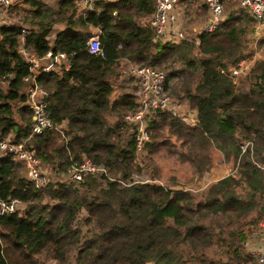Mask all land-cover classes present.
Returning <instances> with one entry per match:
<instances>
[{
	"label": "trees",
	"instance_id": "1",
	"mask_svg": "<svg viewBox=\"0 0 264 264\" xmlns=\"http://www.w3.org/2000/svg\"><path fill=\"white\" fill-rule=\"evenodd\" d=\"M17 8L30 27L22 39L20 23L0 26V141H25L57 171L87 158L105 174L35 188L13 154L0 156V197L25 206L0 217V264H43L41 257L52 264H249L241 219L264 207V52L255 57L264 36H256L253 17L232 5L214 30L173 42L154 40L145 20L155 0H98L85 14L75 0H58L56 11L42 0ZM55 23L64 27L50 41ZM95 34L103 56L88 50ZM254 39L258 49L250 50ZM22 45L37 56L63 52L70 64L37 76L53 123L39 134H31ZM241 61L245 70L231 76ZM129 63L165 68L171 96L199 120L190 126L157 111L142 152L160 150L161 137L173 139L198 177L213 166V150L232 162V173L195 190L132 178L142 161L134 125L124 119L137 106ZM212 245L218 257L208 252Z\"/></svg>",
	"mask_w": 264,
	"mask_h": 264
},
{
	"label": "built area",
	"instance_id": "2",
	"mask_svg": "<svg viewBox=\"0 0 264 264\" xmlns=\"http://www.w3.org/2000/svg\"><path fill=\"white\" fill-rule=\"evenodd\" d=\"M98 0H75L80 13L85 14L91 11ZM15 0H0V26L12 25L8 18L10 8ZM207 9V22L203 26L204 31H212L222 19L225 12V0H205ZM241 8L245 9L255 20L256 29H264V0H239ZM181 0H155V8L148 18V24L153 30L154 40L177 42L185 38L181 29L180 18L183 12ZM27 28L21 27L20 34L23 39ZM258 34V32H256ZM89 52L103 56L98 35H93L89 41ZM23 46V45H22ZM25 61L28 64L29 74L24 76V91L27 95V104L32 111V132L39 134L44 130L53 128L48 108L47 92L37 83L39 73H48L55 66H60L67 70L70 66L65 53H54L51 49L47 50L42 56L34 55L33 52L23 46L20 48ZM239 68L229 70L231 76L242 73L246 64L241 61ZM128 73L136 82L134 92L137 106L134 110L128 111L124 119L129 124L134 125V140L137 153H141L145 145L150 141L148 131V120L157 112H168L172 116L179 117L190 126H196L199 122L197 112L190 109L186 103H180L171 96L167 87L166 70L150 65L128 64ZM9 153L22 163L26 170L27 177L35 188H42L50 182L44 173L43 165L39 158L34 155L33 150L27 148L25 141L14 142L10 136L0 141V156ZM62 181L79 182L87 174L99 176L105 174L102 166L94 164L91 160L83 158L79 162L72 163L62 172ZM25 208L18 198L5 200L0 197V217L5 214L21 212ZM259 238L254 240L252 248L255 254V263L264 264V207L260 211L258 220ZM247 244V241L245 242Z\"/></svg>",
	"mask_w": 264,
	"mask_h": 264
},
{
	"label": "rangeland",
	"instance_id": "3",
	"mask_svg": "<svg viewBox=\"0 0 264 264\" xmlns=\"http://www.w3.org/2000/svg\"><path fill=\"white\" fill-rule=\"evenodd\" d=\"M22 0H15L14 5ZM50 9L57 10V2L58 0H42ZM233 2V3H231ZM238 2V3H237ZM22 4V3H21ZM239 5V0H225V9H228L229 6ZM181 6L183 7V33L186 36H195L198 31L203 29V26L207 22V9L205 5V0H182ZM15 8V7H14ZM22 8H27V5H24ZM26 14L21 11L19 8L16 10H11L8 14L9 20L14 24L20 23L23 27H30V24L25 22ZM22 20V21H21ZM25 23H24V22ZM24 23V24H23ZM64 27L63 23H55L52 27V32L50 34V41L54 38L55 33ZM256 36H259V33L264 36V29H256ZM96 35V34H95ZM251 37V35L249 36ZM250 50L258 49V39H254L251 41L249 45ZM255 53V57L264 52V46H261L258 51ZM129 66V65H128ZM128 66L125 67V75L129 77L131 80L129 91H132L133 84L135 81L128 73ZM166 70L165 68H162ZM167 72V70H166ZM170 85V84H169ZM169 93L172 94V87L168 88ZM189 106V105H188ZM163 140V147L157 150L153 154H148V152H141L138 156L139 160L142 161V171L138 174H133L132 178L137 181H144L147 183L153 182H163L166 185L172 186L173 188H191V189H201L207 184L218 180L220 178L226 177L230 173L234 171V167L231 165L232 162H226L222 160L221 153H218L216 150H213L211 153L212 158V167L209 170L208 174L202 175L198 177L197 172L194 168H192L182 156L178 155V151L181 150V146L179 142L176 140H171L173 143L171 145V149L168 150L164 145L171 143V141H165V138L161 137ZM22 165V163H20ZM46 165V164H45ZM43 165L44 173L48 176L50 182L56 183L60 182L64 178V174L62 173L64 170H56L49 166ZM24 168V166L22 165ZM21 167V169H22ZM22 171V170H21ZM25 174V172H24ZM102 181V180H101ZM49 182V183H50ZM262 203H259L257 207L253 209L244 219H241V225L243 227V232L245 233V240L242 242L241 246L245 250L251 259V262L247 259V263L256 264L255 263V254L254 250V240L259 238L257 233L258 231V216L260 214V206ZM85 213L83 212V215ZM258 219V220H257ZM245 220V221H244ZM247 241V244L245 242ZM219 250L217 245H212L209 248V253L212 256L218 257L217 254L214 253V250ZM74 251L71 252L70 258H72ZM45 258L41 257V262L43 264H52V262H47Z\"/></svg>",
	"mask_w": 264,
	"mask_h": 264
},
{
	"label": "crops",
	"instance_id": "4",
	"mask_svg": "<svg viewBox=\"0 0 264 264\" xmlns=\"http://www.w3.org/2000/svg\"><path fill=\"white\" fill-rule=\"evenodd\" d=\"M102 1H106V2H114V1H116V0H102ZM181 2H182V0H181ZM181 9H183V7H181ZM183 13H184V10H183V12H182V14H181V18H180V25H181V29H182V26H183ZM148 18H149V16H148ZM148 18H146L145 20L146 21H148ZM184 30V28L182 29V31ZM201 31V30H200ZM200 31H198V32H200ZM197 32V33H198ZM194 37V36H193ZM57 66H55V68H56ZM54 68V69H55Z\"/></svg>",
	"mask_w": 264,
	"mask_h": 264
},
{
	"label": "clouds",
	"instance_id": "5",
	"mask_svg": "<svg viewBox=\"0 0 264 264\" xmlns=\"http://www.w3.org/2000/svg\"><path fill=\"white\" fill-rule=\"evenodd\" d=\"M65 171V170H64Z\"/></svg>",
	"mask_w": 264,
	"mask_h": 264
}]
</instances>
